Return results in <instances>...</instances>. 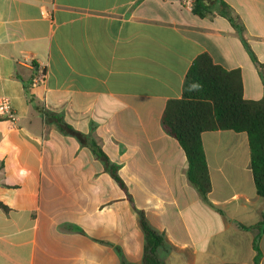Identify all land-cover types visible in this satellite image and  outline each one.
I'll return each instance as SVG.
<instances>
[{
	"label": "crops",
	"instance_id": "obj_1",
	"mask_svg": "<svg viewBox=\"0 0 264 264\" xmlns=\"http://www.w3.org/2000/svg\"><path fill=\"white\" fill-rule=\"evenodd\" d=\"M223 1L243 35L182 0H0V99L14 115H0V264H141L137 210L164 238L162 264H254L257 239L264 264L247 134L202 135L206 200L161 124L204 53L240 71L245 99L264 98V0ZM38 66L47 78L31 89Z\"/></svg>",
	"mask_w": 264,
	"mask_h": 264
},
{
	"label": "trees",
	"instance_id": "obj_2",
	"mask_svg": "<svg viewBox=\"0 0 264 264\" xmlns=\"http://www.w3.org/2000/svg\"><path fill=\"white\" fill-rule=\"evenodd\" d=\"M192 1L193 15L200 19H212L218 12L229 20L240 35H243V25L223 0ZM245 45L251 52L253 60L257 62L246 42ZM0 120H3L2 117ZM161 124L165 132L176 139L185 152L188 161V180L197 187L206 200L212 190V183L202 135L215 131L246 133L255 186L258 195L264 198V98L257 101L244 98L240 71L226 70L215 64L207 53L198 56L186 75L182 97L167 103ZM66 128L73 132L71 128ZM89 147L97 157L109 163L108 157L97 143L93 142ZM112 174L119 186L127 191L125 183L114 168ZM137 212L146 240L141 264H162L157 250L165 247L164 238L149 225L144 212L138 210ZM254 247L257 252L254 264H259L261 258L259 239L256 240Z\"/></svg>",
	"mask_w": 264,
	"mask_h": 264
},
{
	"label": "built area",
	"instance_id": "obj_3",
	"mask_svg": "<svg viewBox=\"0 0 264 264\" xmlns=\"http://www.w3.org/2000/svg\"><path fill=\"white\" fill-rule=\"evenodd\" d=\"M182 3L185 7L191 8L192 10V6H193L192 0H182ZM32 67H34V65ZM46 78H47V74L45 70L39 66L36 67V71L31 80L30 88L36 89L42 86L43 84H45ZM0 115L6 116L12 121H14V115L11 111V108L9 106V101L7 98L0 99Z\"/></svg>",
	"mask_w": 264,
	"mask_h": 264
}]
</instances>
